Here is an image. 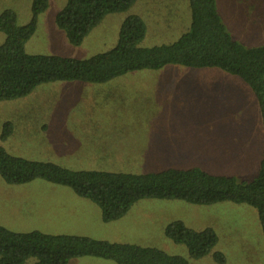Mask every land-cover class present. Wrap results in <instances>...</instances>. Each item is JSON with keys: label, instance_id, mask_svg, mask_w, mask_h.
<instances>
[{"label": "rangeland", "instance_id": "1", "mask_svg": "<svg viewBox=\"0 0 264 264\" xmlns=\"http://www.w3.org/2000/svg\"><path fill=\"white\" fill-rule=\"evenodd\" d=\"M217 3L234 40L246 48L264 46V0ZM66 5L67 0H50L26 44L28 54L86 60L108 52L118 45L130 15L140 16L147 26L142 48L175 42L191 23L188 0H137L129 11L106 16L74 46L55 20ZM31 6L32 0H0V16L13 10L19 25H27ZM4 40L0 32V46ZM125 76L140 79L133 84L124 78L105 84L57 81L0 102V148L72 171L141 175L198 168L215 176L256 178L263 154L262 114L252 89L239 77L216 68L177 65ZM131 87L142 90L144 97L127 96ZM8 123L14 132L2 140ZM174 221L195 230L213 228L219 237L213 253H222L225 264H264L258 211L248 205L144 199L120 220L104 223L100 208L68 187L41 179L11 185L0 176V226L12 232L86 236L157 248L190 264H219L213 253L192 259L186 246L167 238L165 228ZM36 262L32 258L26 264ZM69 264L116 263L84 257Z\"/></svg>", "mask_w": 264, "mask_h": 264}, {"label": "trees", "instance_id": "2", "mask_svg": "<svg viewBox=\"0 0 264 264\" xmlns=\"http://www.w3.org/2000/svg\"><path fill=\"white\" fill-rule=\"evenodd\" d=\"M50 0H32L31 21L19 25L17 14L6 10L0 16V102L31 94L43 84L80 81L105 84L139 71H155L168 65L186 68H216L239 77L255 94L262 114L264 138V46L246 48L238 43L224 24L217 0H188L189 30L171 44L142 48L147 26L141 17L130 15L123 22L118 45L86 60L59 56L30 55L26 44L36 33L39 17ZM137 0H67L56 16V25L71 45L78 46L102 20L129 11ZM14 132L5 124L2 140ZM0 176L8 184L23 185L41 179L72 189L95 203L102 221L111 223L128 214L140 200H177L210 206L229 202L248 205L258 211L264 235V141L258 175L253 180L211 175L201 169H168L159 173L125 174L104 171H72L50 162L15 157L0 148ZM165 236L186 246L192 259L213 253L219 237L213 228L195 230L182 221L165 228ZM94 257L116 264H190L180 256L153 247L111 243L86 236L53 235L40 231L16 233L0 226V264H69L75 258ZM225 264L226 258L214 252Z\"/></svg>", "mask_w": 264, "mask_h": 264}, {"label": "crops", "instance_id": "3", "mask_svg": "<svg viewBox=\"0 0 264 264\" xmlns=\"http://www.w3.org/2000/svg\"><path fill=\"white\" fill-rule=\"evenodd\" d=\"M138 16V15H137ZM140 17V16H139ZM121 79L124 78L125 82L124 83H135L136 81H139L138 79L140 78H137V77H126V76H123V77H120ZM167 79H172V78H167ZM153 91L154 93L156 94H159L161 93V90H157L156 88H153ZM127 96H141L143 95L144 97V93L142 90H140L139 88H136V87H131L129 88L128 90V93L126 94ZM145 99V98H144ZM91 238V237H90ZM94 239V238H93Z\"/></svg>", "mask_w": 264, "mask_h": 264}]
</instances>
